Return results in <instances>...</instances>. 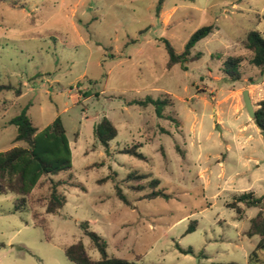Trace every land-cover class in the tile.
<instances>
[{
    "label": "rangeland",
    "instance_id": "1",
    "mask_svg": "<svg viewBox=\"0 0 264 264\" xmlns=\"http://www.w3.org/2000/svg\"><path fill=\"white\" fill-rule=\"evenodd\" d=\"M14 1L23 8L0 2V152L24 146L8 122L26 106L37 131L59 118L72 168L53 179L84 190L59 187L65 205L56 215L34 207L47 231L30 212H12L14 195H0V264H71L64 249L77 242L97 261L84 222L104 239L108 257L137 264H264V251L249 261L259 238L243 235L258 209L238 219L228 207L243 192L264 204V140L242 102L247 90L255 110L264 76L241 46L250 31L264 36V0H162L159 14V0ZM207 26L212 32L188 60L167 69L162 41L181 54ZM230 57L243 58L237 68L226 65L240 74L234 82L224 73ZM164 94L173 102L164 116L177 127L151 106L129 104ZM102 118L117 130L107 151L94 137ZM134 145L147 160L118 153ZM131 172L150 174L168 199L128 189ZM114 184L131 206L115 197Z\"/></svg>",
    "mask_w": 264,
    "mask_h": 264
},
{
    "label": "trees",
    "instance_id": "2",
    "mask_svg": "<svg viewBox=\"0 0 264 264\" xmlns=\"http://www.w3.org/2000/svg\"><path fill=\"white\" fill-rule=\"evenodd\" d=\"M0 2H10L12 7H16L17 1L0 0ZM162 0L158 1L156 12L159 14ZM18 8L22 9L23 4H18ZM213 30L212 26L202 27L194 32L189 38L185 49L181 54H177L168 41H162L167 53V69H171L177 64L185 63L188 60L191 49L200 40L207 37ZM243 49L250 53L247 58L248 64L259 71L260 76H264V36L257 31L247 33L242 41ZM243 62L242 57H230L226 64L224 73L232 82L240 79L239 73L230 72L226 65L234 68L239 67ZM186 67L182 66L185 70ZM130 105H137L141 108L148 106L153 107L155 115L159 119H168L178 126V121L164 116L166 107L173 106L170 95L164 94L158 99L146 97L143 100L132 101ZM28 106L21 113L8 122L16 128L15 142H22L24 146L13 147L6 151L0 152V195L12 194L14 200L12 203L13 213L30 212L34 221V226H38L47 231L45 219L36 212L34 207H41L45 214L56 215L65 205V197L58 188L64 185L84 188L80 185L71 184L66 181L53 179L54 176L62 172H68L72 168V157L65 129L59 118L46 126L41 131H37L33 127L28 115ZM174 112V111H173ZM175 113V112H174ZM253 123L256 127L264 132V99L256 104L254 110ZM117 136V130L112 123L102 118L94 127V137L106 151L108 144ZM139 145L126 147L118 151L120 154L132 156L138 160H147L145 156L138 152ZM109 178L97 181L101 185ZM148 180V181H146ZM124 183L128 189L133 192H142L149 189L150 192L142 197L144 200H152L155 198L168 199L163 190L157 189L159 181L152 179L150 174H138L137 172L129 173L124 179ZM46 187V195L34 197V191L37 188ZM114 195L125 206H131L126 199L120 186L114 184ZM240 205L242 207H240ZM229 208L235 210L238 219L243 214V209L256 208L258 212L249 220V226L243 235L247 238L257 236L259 241L249 256L250 262H259L258 252L264 251V204L263 197H256L252 192H243L233 197V202L229 204ZM83 234L90 240V247L97 250L101 258L97 261L92 260L87 254L81 242L72 244L64 249V256L71 264H137L135 261H128L120 258L108 257L106 255V243L95 232L90 231L86 222L80 224ZM195 228V222H191L186 233H190ZM48 240V236L46 238ZM177 250L181 254L192 253L190 249L182 250L176 245ZM138 257V256H137Z\"/></svg>",
    "mask_w": 264,
    "mask_h": 264
},
{
    "label": "water",
    "instance_id": "3",
    "mask_svg": "<svg viewBox=\"0 0 264 264\" xmlns=\"http://www.w3.org/2000/svg\"><path fill=\"white\" fill-rule=\"evenodd\" d=\"M242 102H243L244 108H245L249 118L251 120H253L254 119V109H253V106H252V103H251V100H250V97H249L247 90H244L242 92ZM260 135L264 140V132L263 131H260Z\"/></svg>",
    "mask_w": 264,
    "mask_h": 264
}]
</instances>
